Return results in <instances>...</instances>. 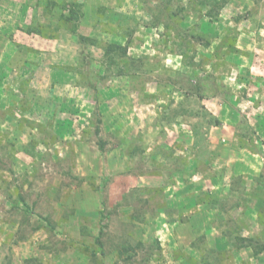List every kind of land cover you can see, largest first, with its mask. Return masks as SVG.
I'll return each mask as SVG.
<instances>
[{"label":"rangeland","instance_id":"rangeland-1","mask_svg":"<svg viewBox=\"0 0 264 264\" xmlns=\"http://www.w3.org/2000/svg\"><path fill=\"white\" fill-rule=\"evenodd\" d=\"M38 1L0 0V264H264V0H55L95 45Z\"/></svg>","mask_w":264,"mask_h":264},{"label":"trees","instance_id":"trees-1","mask_svg":"<svg viewBox=\"0 0 264 264\" xmlns=\"http://www.w3.org/2000/svg\"><path fill=\"white\" fill-rule=\"evenodd\" d=\"M42 2H44V8L46 9V12L48 14H51L55 8H60L62 10V14L60 16V22L64 25H67V32H69L70 34H72L75 38H77L80 42L84 43V44H91V45H95L96 41L95 39H91L89 37H85L84 35L79 33V23L82 19V15H83V6H81L79 4L78 1L75 2H71V1H62L61 3H58L55 0H39L38 4L39 6L42 4ZM99 17H103L104 15H97ZM106 18V17H105ZM41 24V23H40ZM42 25V24H41ZM43 26V25H42ZM210 25L209 23L202 21L201 23H199L197 25V30L200 32V34H198L196 37H193L194 39L197 40H202V35H211L212 31L210 29ZM26 33L28 34H33V35H38V36H42L43 35V28L38 25V26H29V28L26 30ZM106 48H109L110 51H116L117 48L116 46L112 45V43H110ZM124 55H126L127 53V48H121L120 49ZM181 54L183 51H179ZM111 52L108 53L107 56H110ZM105 56V57H107ZM108 59V63L112 64L114 62V59L107 57ZM71 68V67H70ZM131 72L133 75L138 74V71L135 70V68L131 67ZM180 78V77H179ZM182 78V76H181ZM182 113L179 110L173 112L170 111L169 109H167L165 111V114L167 116H171L169 118V122H173L174 120H176L177 116H179V114ZM262 205H264V200L262 201ZM222 210H224V207H221ZM182 214V213H180ZM176 224L177 222L172 221L170 224ZM235 240H238V242L242 243V242H247V244L250 245V243L254 242L251 239H239L236 238ZM100 244V238H98L97 240ZM158 246V243H157ZM124 253H128L130 250L134 251V253L136 252L132 247H124L123 248ZM94 256H96V253H93ZM131 258V257H130ZM129 259V258H128ZM205 264H212L207 262V260L205 261Z\"/></svg>","mask_w":264,"mask_h":264}]
</instances>
